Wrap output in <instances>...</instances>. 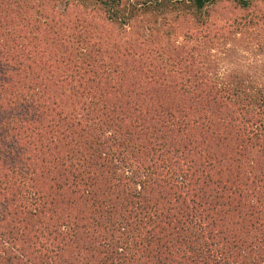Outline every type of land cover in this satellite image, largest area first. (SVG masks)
Listing matches in <instances>:
<instances>
[{
  "label": "trees",
  "instance_id": "1",
  "mask_svg": "<svg viewBox=\"0 0 264 264\" xmlns=\"http://www.w3.org/2000/svg\"><path fill=\"white\" fill-rule=\"evenodd\" d=\"M24 34L0 22L1 208L23 226L0 232V264H264V74L184 87L134 74L151 63L130 52L78 69Z\"/></svg>",
  "mask_w": 264,
  "mask_h": 264
},
{
  "label": "rangeland",
  "instance_id": "2",
  "mask_svg": "<svg viewBox=\"0 0 264 264\" xmlns=\"http://www.w3.org/2000/svg\"><path fill=\"white\" fill-rule=\"evenodd\" d=\"M16 1L0 0V22L8 29H24L25 38L37 39L38 49L44 51V55H65L64 61L71 55L70 61L78 69H85L87 64L93 65L96 61L95 68L116 70L117 59L126 58L130 52L142 61L140 63H151L150 67L141 65L134 74L143 75L141 70L151 68L166 71L174 74L176 82L180 80L184 87H195L190 72L204 88L211 84H203L202 78L225 86L234 79H247L252 75L260 78L264 74V0H247V7L234 0H215L198 13L187 7L185 0ZM103 3L113 7L111 13ZM86 14L87 19L81 21ZM31 21L46 28L53 27L58 35L43 29L40 34L33 32ZM96 29L104 31L102 36L107 48L97 44ZM60 37H63L61 45ZM24 43L25 52L33 49L28 41ZM79 55L90 58L81 64L77 59ZM153 58L157 61L152 62ZM112 78L116 80L115 74ZM133 87L142 89L144 83L138 80ZM2 191L0 209L3 213L0 215L6 212L1 204L10 199V195ZM17 221L12 212L0 217V232H14L7 235L9 241L17 229H23L22 223ZM21 240L17 238L12 243L24 251Z\"/></svg>",
  "mask_w": 264,
  "mask_h": 264
}]
</instances>
